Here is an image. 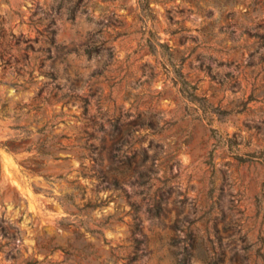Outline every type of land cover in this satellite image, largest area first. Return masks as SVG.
<instances>
[{"label": "rangeland", "instance_id": "obj_1", "mask_svg": "<svg viewBox=\"0 0 264 264\" xmlns=\"http://www.w3.org/2000/svg\"><path fill=\"white\" fill-rule=\"evenodd\" d=\"M0 264H264V0H0Z\"/></svg>", "mask_w": 264, "mask_h": 264}]
</instances>
